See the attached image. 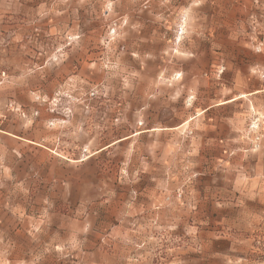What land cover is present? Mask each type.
I'll return each mask as SVG.
<instances>
[{"label": "rangeland", "instance_id": "1", "mask_svg": "<svg viewBox=\"0 0 264 264\" xmlns=\"http://www.w3.org/2000/svg\"><path fill=\"white\" fill-rule=\"evenodd\" d=\"M0 264H264V0H0Z\"/></svg>", "mask_w": 264, "mask_h": 264}, {"label": "crops", "instance_id": "2", "mask_svg": "<svg viewBox=\"0 0 264 264\" xmlns=\"http://www.w3.org/2000/svg\"><path fill=\"white\" fill-rule=\"evenodd\" d=\"M241 96H242V95H241ZM233 101H234V100L232 99V100L225 101V102H223V103H219V104H216V105H211V106H209L208 108H206L203 112H205V111H207V110H209V109H211V108H214L215 106H222V105L224 106V105L230 104V103L233 102ZM174 129H176V128H174V127H169V128H165L164 130L151 129V130H149V131H141V132H138V133H136L135 136H141V135H143V134H147V133L152 132V131H170V130H174ZM121 141H122V140H118L117 142H114V143H112V144L106 146V148H107V147H110V146H113L115 143H118V142H121ZM193 144H194V143H193ZM195 145H196V143H195ZM218 161H220V159H219ZM253 200H255V199H253Z\"/></svg>", "mask_w": 264, "mask_h": 264}]
</instances>
